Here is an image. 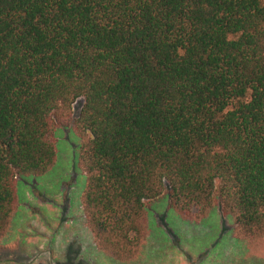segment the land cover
Returning <instances> with one entry per match:
<instances>
[{
  "label": "trees",
  "instance_id": "obj_1",
  "mask_svg": "<svg viewBox=\"0 0 264 264\" xmlns=\"http://www.w3.org/2000/svg\"><path fill=\"white\" fill-rule=\"evenodd\" d=\"M61 125L113 259L141 253L165 193L184 221L220 207L236 240L264 239V0H0V244Z\"/></svg>",
  "mask_w": 264,
  "mask_h": 264
},
{
  "label": "rangeland",
  "instance_id": "obj_2",
  "mask_svg": "<svg viewBox=\"0 0 264 264\" xmlns=\"http://www.w3.org/2000/svg\"><path fill=\"white\" fill-rule=\"evenodd\" d=\"M84 106L73 108L76 120ZM57 163L42 178H19V211L0 244V264H264V239L246 245L234 237V222L217 207L201 223L182 220L169 196L149 204L150 236L127 262L97 249L82 207L86 177L79 168L81 141L72 125L57 132Z\"/></svg>",
  "mask_w": 264,
  "mask_h": 264
},
{
  "label": "crops",
  "instance_id": "obj_3",
  "mask_svg": "<svg viewBox=\"0 0 264 264\" xmlns=\"http://www.w3.org/2000/svg\"><path fill=\"white\" fill-rule=\"evenodd\" d=\"M14 223V222H13Z\"/></svg>",
  "mask_w": 264,
  "mask_h": 264
}]
</instances>
